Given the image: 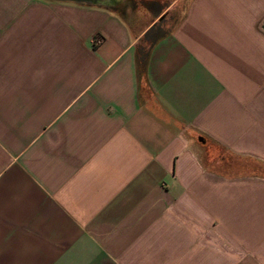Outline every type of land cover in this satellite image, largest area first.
I'll use <instances>...</instances> for the list:
<instances>
[{
    "label": "crops",
    "instance_id": "0c3cea01",
    "mask_svg": "<svg viewBox=\"0 0 264 264\" xmlns=\"http://www.w3.org/2000/svg\"><path fill=\"white\" fill-rule=\"evenodd\" d=\"M151 1L0 9V264H264V0Z\"/></svg>",
    "mask_w": 264,
    "mask_h": 264
},
{
    "label": "rangeland",
    "instance_id": "374dc122",
    "mask_svg": "<svg viewBox=\"0 0 264 264\" xmlns=\"http://www.w3.org/2000/svg\"><path fill=\"white\" fill-rule=\"evenodd\" d=\"M16 1H24V0H0V9H17L18 7L14 6L17 3ZM99 4H102L104 6H109L112 8L117 9L120 11L125 18L132 22L133 20L137 21L142 24L148 19V14L146 16V13H149L151 16L155 13H157L160 9H151V7L156 8L155 3L151 0H105L103 2H100ZM182 2L179 3L177 6H175L174 9H171L168 14H166L158 23L156 28H154V34L162 33L164 30L168 29L178 18L181 8H182ZM144 8V9H139ZM148 8V9H147ZM143 11L145 12L142 15L136 14L137 11ZM150 16V17H151ZM219 159H221V166L223 170H229L230 166L232 165H242L246 162L245 159L236 157L229 153L224 148H219Z\"/></svg>",
    "mask_w": 264,
    "mask_h": 264
},
{
    "label": "trees",
    "instance_id": "16d2710c",
    "mask_svg": "<svg viewBox=\"0 0 264 264\" xmlns=\"http://www.w3.org/2000/svg\"><path fill=\"white\" fill-rule=\"evenodd\" d=\"M145 62H146V54L139 56L138 58L139 70L142 69L141 67H144Z\"/></svg>",
    "mask_w": 264,
    "mask_h": 264
},
{
    "label": "water",
    "instance_id": "95a60500",
    "mask_svg": "<svg viewBox=\"0 0 264 264\" xmlns=\"http://www.w3.org/2000/svg\"><path fill=\"white\" fill-rule=\"evenodd\" d=\"M69 1H75V2H85V3H97L103 2L105 0H69Z\"/></svg>",
    "mask_w": 264,
    "mask_h": 264
},
{
    "label": "built area",
    "instance_id": "2783aa9c",
    "mask_svg": "<svg viewBox=\"0 0 264 264\" xmlns=\"http://www.w3.org/2000/svg\"><path fill=\"white\" fill-rule=\"evenodd\" d=\"M94 41H95L96 44H97V43H101V41H102V36H101V35H97V36H95Z\"/></svg>",
    "mask_w": 264,
    "mask_h": 264
}]
</instances>
